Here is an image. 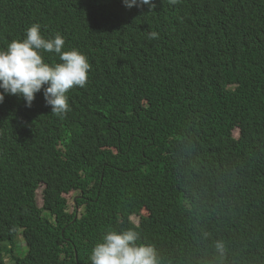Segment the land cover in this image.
I'll return each instance as SVG.
<instances>
[{
	"label": "trees",
	"instance_id": "trees-1",
	"mask_svg": "<svg viewBox=\"0 0 264 264\" xmlns=\"http://www.w3.org/2000/svg\"><path fill=\"white\" fill-rule=\"evenodd\" d=\"M32 24L91 68L64 117L0 103V264H91L127 229L158 264H264V0H0V49Z\"/></svg>",
	"mask_w": 264,
	"mask_h": 264
},
{
	"label": "clouds",
	"instance_id": "clouds-1",
	"mask_svg": "<svg viewBox=\"0 0 264 264\" xmlns=\"http://www.w3.org/2000/svg\"><path fill=\"white\" fill-rule=\"evenodd\" d=\"M177 2L169 0L172 4ZM122 3L127 8L154 6V0H122ZM148 38L157 39L158 33L150 32ZM64 45L65 39L59 33L45 38L41 34L40 25L32 24L25 30L22 40H13L5 49H0V103L4 101L5 95H13L22 98L25 106L30 108L36 94L42 92L51 113L57 117L66 116L70 111L67 93L74 87L86 86L91 65L86 55L78 49L65 50ZM44 52L58 55L60 62L46 63L42 55ZM232 132L234 136L239 135L238 128ZM4 159H7L6 152L0 147V186L9 184L2 173ZM44 181H36L35 195L41 188L42 197V190L46 186ZM16 183L19 182L12 185ZM77 194L78 191L72 190L65 197L72 196L75 202ZM21 239L25 241L22 236ZM89 259L91 264H158L155 248L140 242V233L134 229L106 231L91 249Z\"/></svg>",
	"mask_w": 264,
	"mask_h": 264
},
{
	"label": "rangeland",
	"instance_id": "rangeland-1",
	"mask_svg": "<svg viewBox=\"0 0 264 264\" xmlns=\"http://www.w3.org/2000/svg\"><path fill=\"white\" fill-rule=\"evenodd\" d=\"M234 134L236 135V131L234 132ZM66 198H67V204L65 206V209L68 210L69 212L73 211L74 208H75V202H74V198L72 196H68L66 195ZM36 199H37V202L38 204L40 205L42 203V197H41V188L38 189L37 191V194H36ZM135 221H137L138 219L134 218ZM20 237H18V244H17V248L20 250V252L22 254L25 253L26 251V244H25V241H22L21 239V233L19 234Z\"/></svg>",
	"mask_w": 264,
	"mask_h": 264
}]
</instances>
